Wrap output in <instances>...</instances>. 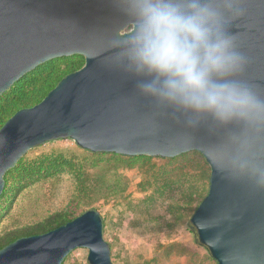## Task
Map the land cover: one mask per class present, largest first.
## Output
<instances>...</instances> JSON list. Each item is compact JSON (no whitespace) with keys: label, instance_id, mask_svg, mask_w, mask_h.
<instances>
[{"label":"water","instance_id":"obj_1","mask_svg":"<svg viewBox=\"0 0 264 264\" xmlns=\"http://www.w3.org/2000/svg\"><path fill=\"white\" fill-rule=\"evenodd\" d=\"M115 23L111 0H0V95L48 60L73 54L84 60L0 126V195L5 172L30 148L52 139L70 138L92 152L125 156L201 153L199 139L186 143L180 125L154 113L150 101L134 94L130 80L94 54ZM237 32L250 58L246 76L264 85V0H248ZM208 166L207 192L189 218L199 242L217 264H264V193ZM77 247L87 249L89 264H113L95 207L48 231L17 237L0 255L6 264H62Z\"/></svg>","mask_w":264,"mask_h":264},{"label":"clouds","instance_id":"obj_2","mask_svg":"<svg viewBox=\"0 0 264 264\" xmlns=\"http://www.w3.org/2000/svg\"><path fill=\"white\" fill-rule=\"evenodd\" d=\"M116 23L95 55L184 130L213 170L264 193V85L246 76L238 26L248 0H111Z\"/></svg>","mask_w":264,"mask_h":264},{"label":"rangeland","instance_id":"obj_3","mask_svg":"<svg viewBox=\"0 0 264 264\" xmlns=\"http://www.w3.org/2000/svg\"><path fill=\"white\" fill-rule=\"evenodd\" d=\"M62 57L61 65L67 61ZM22 84L25 91L37 88L30 79ZM130 157L92 152L70 138L30 148L23 166L8 175L11 189L0 198V234L67 205L75 213L95 207L113 264H217L189 222L196 202L187 203V190L192 184L208 186L209 166L202 154ZM40 160L57 169L31 175L33 162ZM62 264H89L87 249H72Z\"/></svg>","mask_w":264,"mask_h":264},{"label":"trees","instance_id":"obj_4","mask_svg":"<svg viewBox=\"0 0 264 264\" xmlns=\"http://www.w3.org/2000/svg\"><path fill=\"white\" fill-rule=\"evenodd\" d=\"M66 58L67 61L64 64H59L57 61L60 58H54L44 62V64L38 65L36 68L31 70L22 76L19 80L14 82L12 86L0 95V126L2 123L11 116L16 110L22 107L31 106L38 102L49 89H51L57 81L66 73L79 68L83 64V57L81 55H73ZM23 79H30L32 82L37 84V88L31 91H25L23 87ZM116 154V153H115ZM121 155V154H119ZM125 156V155H123ZM178 156H184L181 153L177 156L172 157L174 159ZM149 157L145 155L132 156L130 158H142ZM22 157L16 162L15 166L7 170L4 174V189L0 195V198L7 196V191L11 189L9 174L13 171L18 170L22 165ZM35 170H30L31 175H50L57 168L47 162V160H40L38 163L33 162ZM208 187V186H207ZM207 187L201 186L200 189L192 184L189 190L186 192L187 203L196 202L193 206V210L207 192ZM8 197V196H7ZM4 211V209H1ZM192 210V212H193ZM79 213H75L68 205L64 208L51 212L41 218L40 220L23 225L18 228L9 229L0 234V248L8 242L16 239L20 236H26L31 234H38L48 231L60 224H63L67 220L73 218ZM103 225V219H102ZM111 248V244H109Z\"/></svg>","mask_w":264,"mask_h":264},{"label":"snow or ice","instance_id":"obj_5","mask_svg":"<svg viewBox=\"0 0 264 264\" xmlns=\"http://www.w3.org/2000/svg\"><path fill=\"white\" fill-rule=\"evenodd\" d=\"M3 135V132H0V136ZM0 264H6L5 259L2 255H0Z\"/></svg>","mask_w":264,"mask_h":264}]
</instances>
